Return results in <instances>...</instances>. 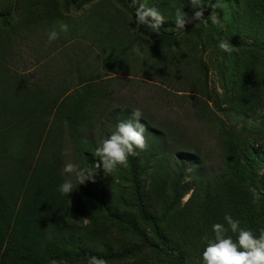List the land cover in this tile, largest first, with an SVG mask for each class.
<instances>
[{
    "label": "trees",
    "instance_id": "1",
    "mask_svg": "<svg viewBox=\"0 0 264 264\" xmlns=\"http://www.w3.org/2000/svg\"><path fill=\"white\" fill-rule=\"evenodd\" d=\"M63 1L81 8L92 0ZM115 1L129 14L135 29L128 33L131 36L129 44L122 43L119 53L112 57V71L115 73L121 71L122 64L128 62L131 55L136 54L138 36L177 48L181 35L197 32L192 24H188L183 32L176 28L165 29L162 25L158 31L145 24L137 25L136 3L133 0ZM212 5V1L208 2L205 16L209 15ZM15 10L17 7L13 5L8 13H0V18L9 25L10 14ZM254 17L264 32V7ZM113 32L119 37V33ZM251 40L241 55L236 96L226 103L235 112L255 114L264 109V41L257 37ZM134 58L138 60L137 56ZM103 66L106 68L107 62ZM181 67L184 66L179 64L177 69L182 71ZM75 72L78 73L77 68ZM61 76L62 85L51 79L44 87L30 84L25 76L15 74L0 86V264H50L53 259L63 264H85L92 256L109 263L122 261L127 255L134 258L140 251L135 244L129 249L113 244L101 245L98 236L88 228L70 224L79 216L94 214L97 208H90L89 200L83 196L84 188L78 186L69 195L58 191L67 178L61 175L65 145L70 147L77 164L81 158L97 175L95 164L99 160L93 153L98 144L115 131L120 121L131 118V110L122 103L106 117L104 112L94 109L96 100H91V80ZM193 93L199 95L197 90ZM194 99L197 100H192L190 124H205L215 129V135L209 137L220 148L222 162L219 168L205 172L202 145L193 144L185 132L180 134L172 126L154 125L150 118L141 119L146 128L147 147L140 150V163L137 155L129 156L126 167L129 193L125 200L118 202L125 212L117 213L115 217L112 215V221L118 222L119 232L124 238L142 241L153 254L167 257L170 264H184L187 258L185 238L192 225V217L197 231L205 238L209 235L210 212L214 207L223 205L231 215L241 209L240 193L244 191L245 172L249 169L242 163L246 156L237 148V140L226 133L221 118L210 108L207 100ZM157 156L159 163L150 166L151 160ZM151 169L147 194H152L154 204L147 200L142 179ZM187 177H190V182L185 188L183 181ZM189 191L185 206L179 208L177 202ZM232 194L239 198L228 197ZM114 202L112 210L115 208L118 212ZM104 203L100 199L99 207L108 211ZM162 206L165 207L161 210L163 218L158 214ZM246 207L244 204L243 208ZM173 212L177 214L175 227L182 243H172L173 238L162 227L168 214ZM129 214H137L139 221L148 224L150 230L142 231ZM255 220L254 213L240 214L239 222L245 229ZM236 235L228 232L233 240ZM154 239L160 245L153 244Z\"/></svg>",
    "mask_w": 264,
    "mask_h": 264
},
{
    "label": "rangeland",
    "instance_id": "2",
    "mask_svg": "<svg viewBox=\"0 0 264 264\" xmlns=\"http://www.w3.org/2000/svg\"><path fill=\"white\" fill-rule=\"evenodd\" d=\"M133 1L138 8L143 6L145 9L158 10L165 29L175 28L178 11L188 17L193 14L190 0ZM210 1L213 5L217 3V0H202L204 8ZM219 3L223 7L212 5L208 16L204 13L198 22L189 23L195 26L197 32L181 35L177 40V48L138 36V51L122 64L121 71L115 73L112 71V57L119 53L122 43L129 44L131 36L128 33L135 31L131 17L115 0H92L81 8L67 5L63 0H0V13H8L13 5L17 7L10 14L9 25L0 18V56H3L0 60V86L15 74H22L30 84L44 87L51 79L62 85V74L66 79L80 76L91 80V100H96L95 110L104 112L107 117L114 108L125 103L131 111L139 108L142 119L150 118L154 120V125L172 126L180 134L185 132L193 144L202 145L201 158L206 173L219 168L222 156L219 146L209 137L215 135V129L210 125L190 124L193 116L190 107L193 106L192 100H197L194 99L196 97L207 100L210 108L221 118L226 133L237 140V148L246 156L242 163L249 168L245 172L244 191L240 193L241 209L233 212V219L239 221L240 214L254 213L257 220L246 229L258 237L264 230V109L255 114L235 112L226 102L236 96L241 55L251 44V38L257 37L264 41L263 29L254 17L264 7V0H219ZM62 24L68 25V31L61 32L59 39L49 44V31H59ZM114 30L119 33V37L112 33ZM222 40L232 47L231 54L220 49ZM134 56L138 57L137 61ZM168 61L169 64L166 63ZM104 62H107L106 68ZM179 64L184 66L181 67L182 71L177 69ZM76 68L78 73L75 72ZM150 68L153 69L150 71ZM195 90L199 95L193 93ZM65 151V163H76L70 147L65 145ZM137 159L140 163V150L137 151ZM159 161L158 156L153 158L150 166L157 165ZM78 164L89 169L81 158ZM151 172L152 169L142 179L147 200L154 204L152 194H147ZM189 182L190 177L184 179L185 188L189 187ZM79 187L85 189L83 196L89 200L90 208L97 209L94 214L71 220L70 224L88 228V231L98 236L101 245L113 244L129 249L135 244L140 249L134 258L127 255L122 261H110L107 264H170L167 257L153 254L142 241L124 238L119 232L118 222L112 221V215L115 217L117 213L125 212L118 202L125 200L129 193L126 167H117L110 176H106L101 166L95 183L88 181ZM189 195L190 191L180 198L177 202L179 208L185 206ZM228 197L239 198L234 194ZM100 199L104 200L108 211L101 210ZM113 201L118 212L115 208L112 210ZM244 204H247L246 208H243ZM164 208L158 209L162 218L164 214L161 210ZM225 215H231V212L225 210L223 205L212 209L208 240L214 239V224L221 223L227 227ZM129 217L135 219L142 231L150 230L148 224L139 221L137 214H129ZM176 217L175 212L169 213L166 223L162 225L175 244L180 242L175 227ZM189 227L185 238L187 258L184 264H203L202 253L207 241L197 231L193 217ZM152 243L160 245L155 239Z\"/></svg>",
    "mask_w": 264,
    "mask_h": 264
},
{
    "label": "clouds",
    "instance_id": "3",
    "mask_svg": "<svg viewBox=\"0 0 264 264\" xmlns=\"http://www.w3.org/2000/svg\"><path fill=\"white\" fill-rule=\"evenodd\" d=\"M193 8V14L188 17L185 13L177 12L175 20V28L178 32H183L189 23L198 22L204 15L205 8L202 0H190ZM213 7H223L217 3ZM213 23L215 18L212 17ZM137 25L145 24L158 31L163 24V17L158 10L154 8L145 9L143 6L136 11ZM68 25H60L59 31L53 29L48 33V43L51 44L59 39L61 32H67ZM220 49L231 54L232 47L227 41L219 43ZM138 51V49H136ZM142 112L139 108L131 111L129 120L120 121L115 131L111 135L101 141L95 152L93 153L99 158V162L95 164V169H100L101 166L106 176H110L117 167H127L129 156L137 155V149L143 151L146 149L145 131L146 128L141 123ZM61 175L67 178L61 183L58 191L62 195H69L79 185H83L88 181L95 183L96 172L90 171L86 167H81L77 163L68 161L61 169ZM73 181L76 183L74 184ZM224 224L217 223L213 225L214 239L207 241L206 247L202 253L203 264H264V230H261L259 236H255L252 231L245 230L240 227V222L234 220L231 215H225ZM85 224L87 219L85 218ZM231 231L236 235L233 240L231 236H226V233ZM50 264H63L62 261L53 259ZM89 264H107L103 258L92 256L89 259Z\"/></svg>",
    "mask_w": 264,
    "mask_h": 264
}]
</instances>
